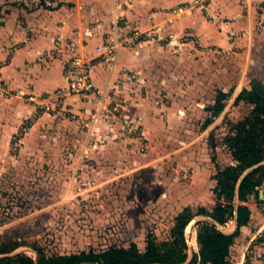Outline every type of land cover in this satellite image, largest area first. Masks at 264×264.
I'll list each match as a JSON object with an SVG mask.
<instances>
[{
	"label": "rangeland",
	"instance_id": "rangeland-1",
	"mask_svg": "<svg viewBox=\"0 0 264 264\" xmlns=\"http://www.w3.org/2000/svg\"><path fill=\"white\" fill-rule=\"evenodd\" d=\"M59 1L0 0V240L24 243L10 255L32 258L33 246L47 255L131 244L143 251L150 237L170 238L184 208L214 206L213 177L233 163L226 136L252 108L234 98L251 80L264 82V2L179 0L161 8L158 0H79L60 10ZM66 19L74 21L70 44L117 39L118 48L137 52L145 44L146 52L121 69L105 100L67 101L72 95L61 110L43 112L37 101L52 92L36 81L60 50L17 55L16 65L11 58L47 26L58 41ZM16 31L23 36L2 57L3 33ZM134 31L142 37L128 43ZM219 90L232 94L204 127ZM252 200L262 218L264 198ZM245 235L230 247V264H264V230L251 243ZM186 247L189 260L198 245Z\"/></svg>",
	"mask_w": 264,
	"mask_h": 264
},
{
	"label": "trees",
	"instance_id": "trees-1",
	"mask_svg": "<svg viewBox=\"0 0 264 264\" xmlns=\"http://www.w3.org/2000/svg\"><path fill=\"white\" fill-rule=\"evenodd\" d=\"M231 94V91H217L214 104L206 108L210 116L205 119L204 127L222 112L224 100ZM240 101L251 104L252 108L244 119L232 126V133L226 136L225 142L233 163L218 168L213 177L216 180L214 206L210 210L201 206L196 212L189 207L184 208L174 218L169 239L157 241L150 237L143 251L131 244L127 248L110 246L99 252L89 250L47 255L41 247L33 246L35 260L25 253L10 255L24 243L0 240V264H230V247L239 236L240 228L250 220V209L246 202L250 197H255L257 203L261 202L259 189L264 183V82L251 80L249 88H242L235 96L234 102ZM196 216L207 219L196 223V237L193 235L191 245L197 243L198 251L187 262L184 229ZM232 220L236 222L232 233L218 228Z\"/></svg>",
	"mask_w": 264,
	"mask_h": 264
},
{
	"label": "crops",
	"instance_id": "crops-1",
	"mask_svg": "<svg viewBox=\"0 0 264 264\" xmlns=\"http://www.w3.org/2000/svg\"><path fill=\"white\" fill-rule=\"evenodd\" d=\"M76 1L79 0H60L59 3L61 2V9H64V4H62V2H71L73 4H75ZM84 2L89 1V3L92 0H83ZM94 1V0H93ZM101 3H103L105 5V3L108 0H100ZM158 4L159 6H165V5H171V4H175L177 2H179V0H158ZM262 2H264V0H262ZM57 4L60 5V4ZM162 8V7H161ZM164 8V7H163ZM115 12L117 13V9L115 10ZM52 13V12H51ZM158 18L163 17L164 15H161V13H156V15H154ZM262 18H264V13L261 15ZM250 17V16H249ZM67 20V19H66ZM65 20V25L63 26L61 32H59L61 34L60 37H58V41H55L53 39V35L50 34L47 31V27L45 28V31L35 35V37H25L23 39V43L19 46V48H15L14 50V56L11 58V65H16V63L18 62V59L16 58L17 55H24L25 58H28V60L34 58V56H40V54H43L44 51L49 53V50H52L53 48H57L58 51L60 50L59 55L62 56L60 59H55L53 62L50 61L49 63H52L54 65H56L55 67H52V70L47 71L43 76H41V79L36 81L37 85L36 88H38L39 91L41 92H53L56 88V86L62 82L63 84H66V81L68 79V70L70 67V57L72 55L73 52H79L84 54L85 56L89 57L91 54L94 53V48L96 46L98 42V38H88V44L87 45H83L80 44V39H78L75 41V38L71 39V44L68 43L67 38L65 37L67 36L66 34H68V28L69 23H72L74 21L72 20ZM251 21L250 23V32L253 29V23H252V18L250 17L249 19ZM47 23V22H45ZM264 27V26H263ZM2 30V27H1ZM4 34V38L2 37L1 39V51H3V53H1V56H5V54H7L9 52V50H7V46H9L10 44L12 45V42H17L15 41L17 39V36H23L20 35L22 33H20L19 31L15 32L14 35L10 34L11 36H7L5 37L6 33ZM2 36V33H1ZM259 36V35H258ZM21 40V39H20ZM101 42V41H100ZM109 42V41H107ZM104 43V42H101ZM145 44L142 45V47L137 51L138 54L142 55L146 52L145 48H143ZM71 46V47H70ZM73 47V49H72ZM62 52V53H61ZM137 52H134L128 48H118L115 53L109 57L107 60H105L104 62L101 63H94L91 66L90 69V76L91 79L93 81V83L103 89V90H109L110 87L114 84V80H116L115 78L117 77L118 73L121 71V69L123 67L129 68L131 65L135 66L136 65V60L137 57L136 54ZM62 54V55H61ZM249 58L248 57V62H249ZM46 59V58H45ZM46 61V60H45ZM18 64V63H17ZM48 64V62H47ZM6 68V67H4ZM3 68V69H4ZM244 88H249V86H245ZM54 89V90H53ZM43 90V91H42ZM52 90V91H51ZM223 91V90H222ZM225 92V91H224ZM69 99H80V97L78 96H72L69 97L67 99V101ZM262 186H264V183L262 184ZM262 191V198H264V188L263 189H259V191ZM252 198L250 197V199L246 202V205L248 206V208L250 209V220L248 222V224L246 226H242L240 228V234L243 235V240L246 242V235L245 232L250 231L251 236H250V243L253 242L257 237L261 236V232H263L264 230V216H262L261 218V214L257 213L256 210L253 212L252 211V207L250 205V202L252 203ZM259 198L261 199V197L259 196ZM256 208V207H254ZM255 214H253V213ZM255 218V219H254ZM259 221L262 223V226H259V223L256 221ZM228 223L232 224V229L231 230H225L224 226H222L223 230L226 233H232L235 229V222L234 220L229 221ZM261 227V228H260ZM242 232V233H241ZM239 234V235H240ZM196 240V238H195ZM245 242L244 245L245 246ZM197 244V243H196ZM197 252V251H194ZM243 258L246 259V255L243 254ZM246 261V260H245Z\"/></svg>",
	"mask_w": 264,
	"mask_h": 264
},
{
	"label": "built area",
	"instance_id": "built-area-1",
	"mask_svg": "<svg viewBox=\"0 0 264 264\" xmlns=\"http://www.w3.org/2000/svg\"><path fill=\"white\" fill-rule=\"evenodd\" d=\"M141 34L140 31H134L127 42L138 41L142 37ZM119 45L117 39L113 43H100L95 46L94 53L90 57L79 52H73L70 57L66 86L40 98L37 101L39 109L43 112L61 110L63 99L72 95L83 98H97L100 101L105 100L106 91L93 83L90 69L93 63H101L111 57Z\"/></svg>",
	"mask_w": 264,
	"mask_h": 264
},
{
	"label": "water",
	"instance_id": "water-1",
	"mask_svg": "<svg viewBox=\"0 0 264 264\" xmlns=\"http://www.w3.org/2000/svg\"><path fill=\"white\" fill-rule=\"evenodd\" d=\"M262 195V191L260 190L259 191V196L260 197H262L261 196ZM237 191L235 192V203L237 202ZM199 217H201V218H203L204 220H206L207 218L206 217H203V216H196V217H193L188 223H187V225L185 226V229H184V238H185V243H186V245H191V241H192V237H193V235H195V237H196V231H195V229H193V227H194V225H196V223L198 222V220H197V218H199ZM235 222V221H234ZM235 227H236V222H235ZM218 228L221 230V231H223V232H225L224 230H223V228H222V226H218ZM192 258V257H191ZM190 258V259H191ZM36 259V256L34 257V260ZM190 259L189 260H186L187 262L188 261H190Z\"/></svg>",
	"mask_w": 264,
	"mask_h": 264
}]
</instances>
